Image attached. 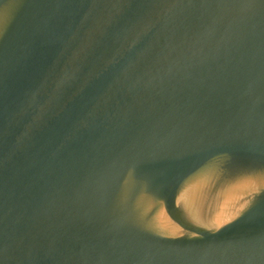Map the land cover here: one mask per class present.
I'll list each match as a JSON object with an SVG mask.
<instances>
[{"label": "water", "instance_id": "water-1", "mask_svg": "<svg viewBox=\"0 0 264 264\" xmlns=\"http://www.w3.org/2000/svg\"><path fill=\"white\" fill-rule=\"evenodd\" d=\"M0 264H264V0H0Z\"/></svg>", "mask_w": 264, "mask_h": 264}]
</instances>
